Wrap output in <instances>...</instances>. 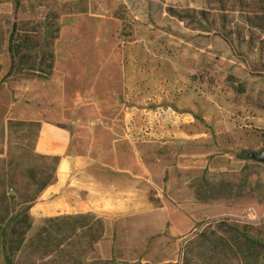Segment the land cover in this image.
Returning <instances> with one entry per match:
<instances>
[{"label": "rangeland", "instance_id": "obj_1", "mask_svg": "<svg viewBox=\"0 0 264 264\" xmlns=\"http://www.w3.org/2000/svg\"><path fill=\"white\" fill-rule=\"evenodd\" d=\"M219 7L0 0V212L25 210L0 264H264V18ZM42 123L79 160L63 204L91 209L39 210Z\"/></svg>", "mask_w": 264, "mask_h": 264}, {"label": "crops", "instance_id": "obj_2", "mask_svg": "<svg viewBox=\"0 0 264 264\" xmlns=\"http://www.w3.org/2000/svg\"><path fill=\"white\" fill-rule=\"evenodd\" d=\"M69 143L70 136L67 130L49 123L41 124L38 148L41 151L43 150L45 154L59 157L57 168L59 172H57L56 180L54 183L47 186L42 192L41 197L50 200L38 204L39 210L41 211L58 212V209H60L65 212H82L91 209L80 202L74 205L63 204L67 202L68 198L65 192V178L62 172H60V168L73 170L79 163L77 158L65 156ZM66 208H68V210Z\"/></svg>", "mask_w": 264, "mask_h": 264}, {"label": "trees", "instance_id": "obj_3", "mask_svg": "<svg viewBox=\"0 0 264 264\" xmlns=\"http://www.w3.org/2000/svg\"><path fill=\"white\" fill-rule=\"evenodd\" d=\"M220 7L219 10L225 11L228 10H237L244 15L245 19L248 21H251L254 18H264V0H219ZM168 12L171 16L176 17L180 21L186 20L187 14H191L193 11L190 10H175V9H168ZM201 14H204L203 12ZM226 17L227 15H223V17ZM258 27V26H257ZM13 33H11L10 38H12ZM9 44V51H11V67L7 74L0 80L3 81L8 76H10V73L12 72L13 68L16 64V58L14 51H12V48ZM4 213L1 214L0 212V243H1V249L6 251L4 254V261L5 263L9 261V254H8V248L7 243H13L15 244L16 249L20 248L23 244L24 237L23 232L19 233L18 236L15 238V240H9L8 239V228L11 223L14 226H17L19 224L25 223V210L22 211H16L15 213H9L5 209L3 211ZM14 233V228L12 229ZM43 235L39 234L37 239H45L48 240L47 237L41 238ZM97 237H91L89 241L87 242L88 246L91 245V243L98 239ZM43 241V240H42ZM255 247L264 249V244L253 242Z\"/></svg>", "mask_w": 264, "mask_h": 264}, {"label": "water", "instance_id": "obj_4", "mask_svg": "<svg viewBox=\"0 0 264 264\" xmlns=\"http://www.w3.org/2000/svg\"><path fill=\"white\" fill-rule=\"evenodd\" d=\"M245 156L255 159L256 161H259V162H264V150L258 153L247 151L245 152Z\"/></svg>", "mask_w": 264, "mask_h": 264}]
</instances>
